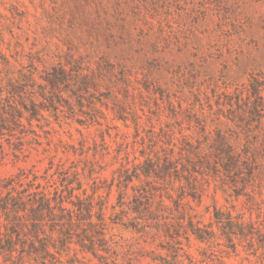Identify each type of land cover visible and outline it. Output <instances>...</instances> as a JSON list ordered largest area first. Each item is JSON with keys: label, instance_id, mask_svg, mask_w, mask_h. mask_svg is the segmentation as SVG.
<instances>
[{"label": "rangeland", "instance_id": "374dc122", "mask_svg": "<svg viewBox=\"0 0 264 264\" xmlns=\"http://www.w3.org/2000/svg\"><path fill=\"white\" fill-rule=\"evenodd\" d=\"M0 97L41 109L0 139V181L82 183L45 264H264V0H0ZM220 136L239 169L212 171Z\"/></svg>", "mask_w": 264, "mask_h": 264}, {"label": "trees", "instance_id": "16d2710c", "mask_svg": "<svg viewBox=\"0 0 264 264\" xmlns=\"http://www.w3.org/2000/svg\"><path fill=\"white\" fill-rule=\"evenodd\" d=\"M60 81L61 79L56 77V75L46 80L51 88L55 87L57 82ZM7 94L10 95L11 93L8 91ZM6 97L9 98V96ZM9 99L5 106H0V139L5 135L13 136L14 128L21 125L23 118L30 121V119L36 118L41 110L33 102H30V107H27L23 103V98L18 101L21 106L20 109L9 102ZM7 107L8 109H6ZM24 112L29 117H24ZM210 146L213 155L212 171L218 173V166L226 172H229L231 167L239 169V163L243 161H241L232 146L228 144L224 136L218 137ZM149 161L148 163H151ZM206 163L208 164L209 162L206 161ZM153 172L156 175V171ZM58 174H62L59 180L60 185L53 188L52 185H48V182L42 185L39 181L40 177L35 174L21 173L15 177L0 181V257L3 259V263L24 264L25 258H32L34 261H40L45 264L44 261L52 259L54 256L51 250H55L58 253V248H65L68 238L72 236L74 218L76 217V220H79L75 210L68 208L65 204H70L81 212V199L78 195H74L73 192L74 190H81L82 183L75 178L77 187L74 188L71 185L72 182L63 179L67 178L68 171L60 170ZM188 174V177L185 178L186 184L193 191L195 190L193 187V175ZM77 175L78 173L73 174L75 177ZM53 176L54 174L51 175V177ZM49 187L52 188V191L47 190ZM183 188L184 186L180 187L182 194L178 197L176 206H180L184 198ZM64 192L68 194L67 197ZM190 196L193 197L192 195ZM72 197L76 198L77 201H72ZM91 207L90 202H88L84 208L86 215H88V226L95 229L93 231L95 236L80 238L77 243L82 250H87V252L96 257L97 246L100 247L101 243H106L105 226L101 216L98 217L99 223L91 221ZM228 222L229 226H233L230 219ZM188 226L191 234L197 240L204 241L206 239L202 234V230L193 225L192 220H189ZM235 227L238 234H242V223L237 224ZM229 230L230 240L231 236L238 235L237 231ZM53 233L58 234L57 237L54 238ZM84 240H87L88 244H85ZM57 241L60 243L58 246L55 244ZM177 257L178 255L173 257L175 263L179 262Z\"/></svg>", "mask_w": 264, "mask_h": 264}]
</instances>
